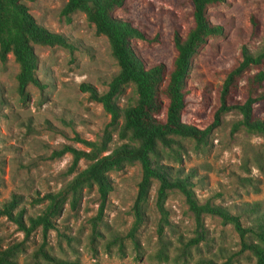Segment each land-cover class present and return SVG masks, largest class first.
<instances>
[{
	"label": "rangeland",
	"instance_id": "rangeland-1",
	"mask_svg": "<svg viewBox=\"0 0 264 264\" xmlns=\"http://www.w3.org/2000/svg\"><path fill=\"white\" fill-rule=\"evenodd\" d=\"M23 2L40 25L65 35L76 49L70 52L58 46H35L36 74L43 86L40 89L28 85L25 101L16 90L18 66L12 55L5 63L0 61V205L12 194L31 200L37 193L56 192L73 177L75 172H68L71 154L57 156L56 151L65 144L85 149L77 138L98 139L110 119L101 104L91 100L80 85L90 84L103 92L118 69L107 39L95 33L83 13L77 12L69 20L61 13L66 0ZM115 14L131 20L145 33L146 38L133 40V46L146 63H163L169 70L175 56L173 33L185 34L192 25L190 0H127L125 7ZM208 14L211 22L223 26L224 33L209 38L194 56L182 112L183 122L199 128L213 123L220 86L226 73L241 61V49L246 47L255 56L264 51V0H225L209 6ZM251 16L258 22L256 31L252 29ZM258 70H264V60L245 71L240 85L246 76ZM242 93L241 90L239 98ZM134 99L132 86H127L118 104L125 106ZM240 117L235 110L224 112L212 128L203 151L196 150L193 141L185 140L181 163H170L184 171H195L194 191L200 202L220 204L239 215L243 204L252 202H259L264 211V137L243 129L233 132L232 125ZM119 143L114 136L110 148ZM86 164L81 159L78 169ZM140 175L138 164L109 173L113 189L97 225L102 236L96 241L92 240L90 220L96 216L100 201L95 188L84 189L77 212L65 206L55 220L57 230L48 235L50 252L65 259L78 258L80 264H163L149 258L156 249V182L149 192L148 218L137 232L144 252L141 259L136 258L128 238L124 239L123 257L117 246L109 253L105 251L104 244L111 235L124 237L130 228L131 205ZM24 205L28 214H36L42 208V205ZM165 206L176 234L194 236L193 216L184 197L171 191ZM203 221L211 252L219 246L231 252L239 250V237L230 224L210 215H205ZM241 222L248 225L247 215L242 214ZM166 234L171 239L176 235L167 230ZM22 238L23 233L13 222L0 217V248ZM40 241L41 233L37 229L26 242V253L18 257L19 264H24ZM200 248L201 255L209 256L202 242ZM193 256L197 258L199 254ZM253 263L254 258L248 252L238 255L234 262Z\"/></svg>",
	"mask_w": 264,
	"mask_h": 264
},
{
	"label": "trees",
	"instance_id": "trees-1",
	"mask_svg": "<svg viewBox=\"0 0 264 264\" xmlns=\"http://www.w3.org/2000/svg\"><path fill=\"white\" fill-rule=\"evenodd\" d=\"M224 1L190 0L192 25L185 34L173 33L175 56L168 70L163 63L147 64L134 48L133 40L145 39V33L131 20L115 14L125 7L127 0H66L61 13L67 20L77 12L83 13L94 26L95 33L107 39L110 54L117 65V72L105 91L99 92L86 83L80 85L91 100L101 104L110 119L98 139L77 138L85 149L65 144L56 151L57 156L71 154L68 172H75L62 188L56 192L37 193L31 200H25L21 194H12L0 205V217H6L23 233L22 240L0 248V264H19L18 257L26 253V242L37 229L40 230L41 241L24 264H80L78 258L65 259L50 252L48 235L50 231L57 230L55 220L64 212L65 206L77 212L84 189L95 188L100 203L90 224L92 240L96 241L98 236H102L97 225L108 194L113 189L109 173L134 164L139 165L141 175L131 205L132 222L124 237L113 234L105 242L107 253L117 246L119 255L123 257L124 239L128 238L136 258L141 259L144 252L137 232L148 218L149 192L156 182L157 238L156 249L150 259L163 264H234L238 255L248 252L254 258L253 264H264V211L260 203L243 204L242 214L247 215L249 222L244 226L242 214H234L225 206L210 201L202 203L197 199L194 170L184 171L170 164L181 163L185 140L193 141L195 149L203 151L209 143L212 128L219 123L221 114L227 111L235 110L241 115L232 125L233 132L243 129L264 137V70L246 76L245 82L240 85L245 71L264 60V51L255 56L246 47L241 49V61L226 73L220 86L213 123L199 128L182 121L188 93L187 77L194 56L209 38L220 37L224 33L222 25L211 22L208 7ZM250 22L253 31H256L258 22L254 16H251ZM35 46H58L70 52L76 49L68 37L40 25L23 0H0V61L5 63L12 55L17 64L16 90L22 101L28 98V85L40 89L43 86L36 74L38 56ZM127 86H132L135 99L121 106L118 99ZM241 90L243 93L239 98ZM114 136L120 143L111 149ZM81 159L87 164L78 169ZM171 191H177L184 197L193 216L195 228L192 237L176 234L169 220L165 203ZM25 203L42 205V208L36 214H28ZM205 215L216 216L222 223L233 227L239 237V250L231 252L223 246L215 252L209 250L203 221ZM166 230L176 234L173 239L167 236ZM201 242L209 248V256L199 253ZM194 253L199 256L194 258Z\"/></svg>",
	"mask_w": 264,
	"mask_h": 264
}]
</instances>
